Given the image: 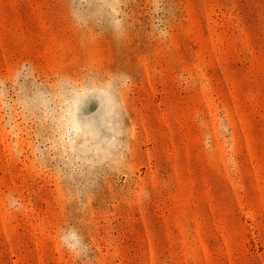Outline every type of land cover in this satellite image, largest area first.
Here are the masks:
<instances>
[{
  "label": "rangeland",
  "instance_id": "1",
  "mask_svg": "<svg viewBox=\"0 0 264 264\" xmlns=\"http://www.w3.org/2000/svg\"><path fill=\"white\" fill-rule=\"evenodd\" d=\"M0 264H264V0H0Z\"/></svg>",
  "mask_w": 264,
  "mask_h": 264
}]
</instances>
